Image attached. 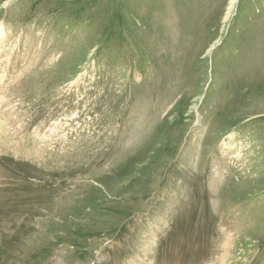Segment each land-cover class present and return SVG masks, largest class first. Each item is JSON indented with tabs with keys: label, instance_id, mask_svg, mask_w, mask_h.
I'll list each match as a JSON object with an SVG mask.
<instances>
[{
	"label": "rangeland",
	"instance_id": "rangeland-1",
	"mask_svg": "<svg viewBox=\"0 0 264 264\" xmlns=\"http://www.w3.org/2000/svg\"><path fill=\"white\" fill-rule=\"evenodd\" d=\"M0 264H264V0H0Z\"/></svg>",
	"mask_w": 264,
	"mask_h": 264
}]
</instances>
